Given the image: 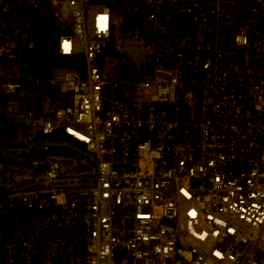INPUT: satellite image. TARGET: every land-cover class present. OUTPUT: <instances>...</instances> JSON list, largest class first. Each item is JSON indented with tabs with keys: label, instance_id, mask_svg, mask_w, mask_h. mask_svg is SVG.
Here are the masks:
<instances>
[{
	"label": "built area",
	"instance_id": "1",
	"mask_svg": "<svg viewBox=\"0 0 264 264\" xmlns=\"http://www.w3.org/2000/svg\"><path fill=\"white\" fill-rule=\"evenodd\" d=\"M41 23L74 66L30 72ZM1 68L0 163L62 132L93 170L0 187V264H264V0H0Z\"/></svg>",
	"mask_w": 264,
	"mask_h": 264
},
{
	"label": "rangeland",
	"instance_id": "2",
	"mask_svg": "<svg viewBox=\"0 0 264 264\" xmlns=\"http://www.w3.org/2000/svg\"><path fill=\"white\" fill-rule=\"evenodd\" d=\"M123 50L125 55L128 54V59H136L133 44L124 45ZM62 71L61 68H55V77H59ZM10 75L7 68L0 69V78H7ZM44 153V158L61 163L59 172L62 174L63 185L73 186L83 183L92 173L93 168L84 151L72 143L45 137L6 150V158L0 163V187L24 189L38 183L39 178H34L32 173Z\"/></svg>",
	"mask_w": 264,
	"mask_h": 264
},
{
	"label": "trees",
	"instance_id": "3",
	"mask_svg": "<svg viewBox=\"0 0 264 264\" xmlns=\"http://www.w3.org/2000/svg\"><path fill=\"white\" fill-rule=\"evenodd\" d=\"M40 29L41 41L38 42V46L31 50L28 53L29 55H27V59L29 61L28 69L30 72L35 75H44L51 74V71L55 65L74 66L75 61L79 58V56L59 55L54 51L53 46L57 40L59 31L51 28V26L45 23L40 24ZM4 101L5 98L0 96V136L9 137L12 133V128L10 124L6 122L5 115L1 110ZM51 140H59L63 142L66 141L75 144L73 139L62 132L54 133L51 137ZM1 158L2 157H0V159ZM7 228L8 224L6 222L0 224V231L3 238L6 235Z\"/></svg>",
	"mask_w": 264,
	"mask_h": 264
},
{
	"label": "water",
	"instance_id": "4",
	"mask_svg": "<svg viewBox=\"0 0 264 264\" xmlns=\"http://www.w3.org/2000/svg\"><path fill=\"white\" fill-rule=\"evenodd\" d=\"M42 155H44V154H42ZM42 167H44V168H46L47 167V164L46 163H44L43 165H42ZM39 172V170H36V171H34V175H36L37 173Z\"/></svg>",
	"mask_w": 264,
	"mask_h": 264
}]
</instances>
